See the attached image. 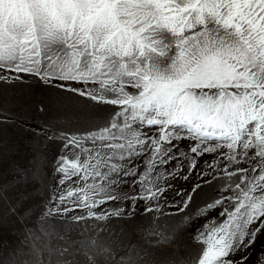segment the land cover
Returning a JSON list of instances; mask_svg holds the SVG:
<instances>
[{
  "label": "snow or ice",
  "instance_id": "6c2138e0",
  "mask_svg": "<svg viewBox=\"0 0 264 264\" xmlns=\"http://www.w3.org/2000/svg\"><path fill=\"white\" fill-rule=\"evenodd\" d=\"M262 236L264 0H0V264H249Z\"/></svg>",
  "mask_w": 264,
  "mask_h": 264
},
{
  "label": "rangeland",
  "instance_id": "374dc122",
  "mask_svg": "<svg viewBox=\"0 0 264 264\" xmlns=\"http://www.w3.org/2000/svg\"><path fill=\"white\" fill-rule=\"evenodd\" d=\"M44 118L41 117L40 120L37 121V123L42 122ZM8 136L10 138L11 141H17L20 137V133L18 130L14 129V128H9L8 129ZM207 159V157H206ZM195 179V177H193V180ZM174 184L175 187L179 188V187H189L190 185L188 183H185L184 181H173L172 182ZM206 192H211L210 189H205ZM168 195H171V193H168ZM197 202H201L199 199L197 200ZM173 219H178V217H173ZM183 243L188 244L189 248H191V244L188 240V238L185 236L183 237L182 240ZM262 246H264V236L260 237L257 240V243L255 245V249L251 252H249L248 254L251 256V260L249 261V264H255L256 261V257L257 255H259L260 251L262 250Z\"/></svg>",
  "mask_w": 264,
  "mask_h": 264
}]
</instances>
